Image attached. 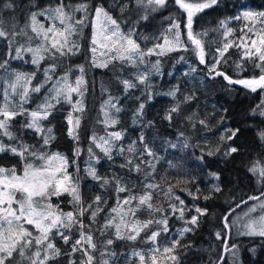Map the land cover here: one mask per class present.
I'll return each mask as SVG.
<instances>
[{"label": "trees", "instance_id": "16d2710c", "mask_svg": "<svg viewBox=\"0 0 264 264\" xmlns=\"http://www.w3.org/2000/svg\"><path fill=\"white\" fill-rule=\"evenodd\" d=\"M5 2L6 0H0V4ZM14 2L18 5L15 10V20L18 28L23 29L30 16L29 8L36 11L48 6L54 7L57 0H14ZM65 2L72 6L85 3L89 7L85 16L83 34L79 36L82 38L76 43L80 53L87 52L91 47L90 19L94 6L101 2L110 9V14L118 20L122 29L132 26L128 20L132 16L136 17L138 21L135 24L136 42L141 50L147 51L157 46V43L150 39L159 35L163 28L164 34L168 33L165 37L173 39L175 34L172 32L174 31L169 32L168 29L174 22L180 24V40L183 45L177 50L165 51L162 55L146 56L144 64L132 65L127 61H114L113 76L99 78L110 87L108 95L100 93L96 80L94 82L89 80L84 109L79 119L80 124L76 128V139L68 135L70 107L64 105L51 110L50 124L54 141L50 145V151L66 155L67 172L79 185L84 207L93 204L96 196L99 195L102 198L100 204L102 210L98 213L95 223L89 220L88 212H85L82 217L86 225L91 224V232L98 246L97 252L94 253L96 257L94 264H100L99 250L105 248L108 239H112L113 244L107 247L116 254L114 257H107L110 264H129L130 261L139 264L138 259L133 257L132 253L148 254L149 249L154 247L146 242V237L152 231L158 230L160 226L155 224L141 230L135 241L126 238L132 223L145 222L153 217L160 218L156 213L150 214L146 206H137L138 198L145 192L147 183L160 186L153 194V203L163 206L169 216V231L158 237L159 247L162 248L174 238L180 240L183 245H191L188 248H177L180 264H219L218 257L220 256L224 257L223 264H264V238H236L232 228L224 227L225 217L228 218L229 223L234 213L256 201L249 200L250 196L264 198V181L258 182V176L248 171L252 161L264 159V142L259 136V133L264 131V116H260L257 110V106L264 102V90L257 89L256 92H252L239 84L230 85L223 76L210 75L207 67L217 58V46H223L224 29L220 21H229L228 27L234 30L233 37L229 39L239 37L243 22L231 18L247 8L252 11H264V0H219L218 5L194 15L193 33L207 32V35L201 37L205 49V64H200L193 45L188 40L187 13L175 4V0H167L165 7L148 13L147 20L139 19L143 12L142 10L137 11L134 3L132 13L123 14L125 18L121 19L122 14L119 8L113 6V0H65ZM10 18L6 16L5 20ZM11 57L9 42L0 39V62L8 61L7 68L0 69V74L4 70L9 71L18 66V63L14 62ZM157 60L160 68L159 74L149 67L150 62ZM68 64L74 67L78 63L76 58H71ZM238 64L243 65L242 70L237 67ZM51 65L53 64H49ZM55 66V71L51 73L53 79L44 85L35 97L41 98L54 80L64 72L65 66L62 64V59ZM89 66L91 67V63L86 66L87 72L90 70ZM192 68H196V71L192 72ZM217 70L224 72L232 79H248L261 74L260 69L254 67L253 62L247 59L241 61V50L236 47L228 49L222 62L217 66ZM141 72H151L145 84H140L136 79ZM124 80H129L136 86L125 92L122 83ZM37 84L36 80L33 81L32 87ZM176 88L179 90L175 98L166 95ZM148 92L153 94L151 100L148 99ZM185 97H191V99L186 101ZM109 99L120 109L119 112H116L114 108L106 107V101ZM140 103H144L145 108L142 116L137 117ZM176 104H179L180 110L173 114V119L169 123L164 119L166 110ZM23 108L26 112L36 109L34 102ZM102 109L108 111L110 116L118 122L115 125L106 126ZM254 110H257L255 114ZM26 112L25 115L17 118L18 122L23 121L22 131L25 137L19 134L17 137H20L24 144H28L24 140L29 138L36 140V133L23 127L29 119ZM71 118L75 121L73 117ZM150 120L154 122L153 126L144 127ZM200 121L205 123L201 124ZM236 128L240 129V133L235 140L226 142L220 139L222 135L228 134L226 130ZM114 131L121 132L122 139L114 142L117 147L114 148L110 160L93 143V137L97 139L107 137L108 133ZM141 134L145 135L153 147L156 159L137 156L127 151L128 147L133 145L139 152L143 147L138 142ZM229 143L238 146L240 150L231 157H225L224 150ZM172 144L177 147H170ZM185 144L188 147L185 148ZM120 147L125 149L123 153L119 152ZM217 147L220 148L219 152L216 151ZM89 149L92 150L91 153ZM77 150H79L78 155ZM209 152H214L215 155H209ZM129 159L133 160L131 170L128 167H122ZM143 159L151 160L153 166L140 163ZM135 164L140 165V171L135 170ZM0 166L16 167L18 174H21L23 161L19 156L3 153L0 154ZM90 167L94 168L99 176L107 178L109 183L102 186L100 181L92 179L87 171ZM209 173H215L219 179L210 176ZM115 177L121 178L120 183L126 191L119 193L116 191ZM170 185L172 195L169 198L165 193ZM217 187L219 191L215 190ZM193 195L197 198L193 199ZM131 196L137 198L132 201L131 205L121 203L123 199ZM176 197L184 201L186 219L197 215L193 206L206 209V214L199 217V226L194 231L184 233L183 238L180 232L189 225L177 218L178 212L173 215L171 208L168 207L169 204L179 203ZM51 201L53 204L61 202V207L65 212L75 210L73 204L70 203L69 195L52 198ZM238 204L239 207H237ZM129 207L133 208L135 215L129 214L126 217L128 224L121 225V235L125 237L124 239L116 237L115 227L101 234L99 229L110 216L115 217V223L120 222V216L111 211L113 208L123 213L127 212ZM88 230L85 229V231ZM218 232L221 234L220 239L216 236ZM71 235L74 241L79 237V229L74 228ZM225 241L229 247L236 246L235 256L225 252ZM54 242L62 252L70 251L69 245H65L58 237ZM253 248L255 253L250 251ZM81 255L77 252L74 256L77 264H79ZM68 260L67 255H61L49 261V264H68ZM7 264H29V261L18 253H14L13 258L9 259ZM158 264H172V261L161 254L158 256Z\"/></svg>", "mask_w": 264, "mask_h": 264}, {"label": "snow or ice", "instance_id": "6c2138e0", "mask_svg": "<svg viewBox=\"0 0 264 264\" xmlns=\"http://www.w3.org/2000/svg\"><path fill=\"white\" fill-rule=\"evenodd\" d=\"M133 3L137 11L142 10L143 14L139 16V19L147 20L148 13L156 12L158 9L166 6L167 0H113V6L119 8L124 19L125 13L131 14L133 11ZM219 0H195V2H186V0H175V4L184 12L187 13V24L188 40L193 45L194 51L199 59L200 64H205V49L202 41V36L207 35L205 33L194 34L192 31L193 17L198 12H203L207 8L218 5ZM18 5L15 4L14 0H6L5 3L0 4V39L8 41L9 43L24 31L19 29L15 20V10ZM30 12L29 16V27L34 36L29 37L30 39L40 40V44L36 47L15 49V59H23L25 53H30L32 56V63L39 65V62L45 57L43 53H48L52 57L57 55L63 57L66 55H74L79 51V47L73 40V36L80 31L79 25H83L86 17H77L75 13H87L89 7L85 3L77 4L72 6L66 3L65 0H57L55 6H48L43 9L33 11L31 8L28 9ZM6 16L11 18L7 21ZM42 16L45 21L50 22V26L45 27L44 23L38 20V17ZM236 21H246L240 29L241 35L239 37H233L234 30L228 27L229 21H220L221 27L224 29L223 32V46H217L216 52L218 57L214 59L211 65H207L209 74L215 76H223V78L230 84H239L242 87L256 92L257 89L264 90V11H252L243 10L238 15L231 18ZM128 23L132 25L129 28L127 34L121 32L120 23L117 19L113 18L110 14V9L106 8L104 3H100L94 6V17L91 21L92 25V37L91 51L93 54L96 53L98 48H105L109 52L114 51L115 55L111 59H118L120 61H127L132 65L144 64L145 57L153 54L162 55L165 51L177 50L178 47H182L180 40V24L172 23L168 29L172 32L175 29V40H169L165 37L163 45H157L160 48V53H155L154 49H147L143 51L140 45L133 39L135 32V24L138 23L135 16H132L128 20ZM239 41V42H237ZM236 47L241 50V61L247 59L253 62L254 67L259 68L261 74L256 77L248 79H232L222 71L217 70V66L222 62L224 54L228 49ZM8 61L4 60L0 62V69H6ZM94 66L97 65L95 58L93 59ZM107 66V63L102 65ZM241 70L243 69L242 64L237 65ZM56 69L55 65H51L48 69H45L46 81L53 79L51 73ZM80 72L83 73L81 67ZM152 71L159 74V61L157 60L152 65ZM192 72L196 71V68L191 69ZM151 72H141L137 76V81L140 84H145L148 80ZM32 76L25 73L17 72L14 74V79L10 81L4 88L2 96H0V153L10 152L12 155L19 156L25 161L23 173L18 174L16 167L5 168L0 166V264H7V261L13 258L14 253H18L21 257L26 258L29 264H49V261L55 260L61 255H67L69 257L68 264H77L74 256L77 252L81 253L79 264H94L96 257L94 255L98 250V246L94 240V236L91 232V224L86 225L83 216L85 212L89 213V220L93 223L96 222L98 213L102 210L100 204L102 203L101 196H96L93 204H89L84 207L81 200L79 185L72 180V177L67 173L68 161L60 156L59 154H53L51 156H45L39 152L33 151L32 148L18 139L17 136L13 135L11 129V122L16 119L19 115H25L26 110L23 108V104L27 103L29 96V87ZM84 83L83 77H77L75 85L69 82L68 73L64 76L55 80L51 89L50 98L46 99L44 104L39 106L37 110L28 112L27 115L30 117L28 121L23 125L25 129H31L35 133L39 134L43 145L47 146L54 139L52 135V129L43 126L41 123L43 120H47L51 115L50 109L54 107L52 100L57 103L60 98L63 97L68 103L72 104L73 109L76 111H82L81 101H73L72 94L83 95L81 91V85ZM125 92L136 86L135 83L124 80L122 81ZM41 86L35 87L32 91L40 92ZM18 89L22 91L18 92ZM178 88L166 93L173 98L176 97ZM15 95L21 96L19 106L16 104L14 97ZM153 94L148 92V99L151 100ZM191 97H185V100H190ZM110 106L114 108L116 112L120 109L116 104L112 103L109 99L106 101V107ZM145 108L144 103H140L137 117L142 116ZM180 110L179 104L172 106L166 110L164 119L171 123L173 114L178 113ZM258 114L264 116V102L257 106ZM257 110H254V114ZM105 115L106 126L115 125L118 121L110 116L109 112L102 109ZM69 128L68 135L73 139H76V128L79 127L80 120L77 118L75 121L69 114ZM153 121H148L144 127L151 128ZM204 124V121H200ZM228 134L222 135L220 139L222 141H233L235 140L240 129H228ZM260 139L264 142V131L259 133ZM3 137H7L12 143H4ZM122 139L121 132H110L107 137H100L97 139L93 137V143L96 147L101 149L108 159H112V152L117 145L115 141ZM139 144L143 147L137 152V149L130 145L127 149L130 153H135L137 156L151 157L153 160L157 158L156 152L153 147L149 144L144 134L139 137ZM134 144L136 142H133ZM170 147L175 148L177 145L172 144ZM184 147H188L187 144ZM239 147L229 143L224 150L225 157H231L234 153L239 151ZM91 153V149H89ZM124 148L120 147L119 152L123 153ZM217 152L220 148L217 147ZM79 150H77V155ZM209 155H215L214 152H209ZM34 156L38 159H46L47 165L41 168H36L33 164L27 162V156ZM140 163L148 164L152 167L151 160L143 159ZM122 167H128L130 170L133 168V160L129 159L126 165ZM135 170L140 171V165L135 164ZM88 174L92 179L100 181L102 186L107 185L109 180L105 177H101L97 174L94 168H89ZM248 171L253 175L258 176V182L264 181V159H256L251 162ZM210 176L219 179L215 173H209ZM116 191L124 192L126 188L121 185L120 177H115ZM158 184L147 183L145 185V192L138 198L137 206H146L149 213H156L160 218H151L145 222L136 221L132 223L127 235L128 240L135 241L143 229L149 228V226L155 224L160 226L158 230L152 231L149 236L146 237V242L154 245L149 249L148 254L144 252H133L132 256L138 259L139 264H158V256L163 254L166 258L172 261V264H180L179 254L177 248H188L191 245H183L180 240L173 239L170 243H166L162 248L159 247L158 237L162 233H167L169 216L163 206L153 203V194ZM219 191V188H215ZM198 191V190H197ZM69 195L71 197L70 203L74 206V211L65 212L60 208L59 204H53L51 198L53 196L60 197L62 195ZM192 195V193H189ZM166 196L169 198L172 195V186L168 188ZM197 198L193 195V199ZM137 199L135 196H131L123 199L122 204L131 205L132 201ZM208 199V197H205ZM249 200L260 201L258 206L251 207L248 212L244 215L247 219H243V223L233 222L239 229L240 235L245 236H258L264 238V214L259 217L252 216V213L259 210L264 213V201L261 197L250 196ZM178 204H169L172 214L175 215L177 212L179 216L177 218L184 220L186 226L180 232L181 238L184 233L194 231L199 226V217L206 214V209L195 207L197 215H192L190 219L185 218V206L184 201L179 197H176ZM247 203V201H243ZM95 205V207H93ZM240 205L238 204L237 207ZM113 213H117L120 216V222L115 223V217H109L106 219L105 224L99 229L101 234H104L107 229L115 227L116 237L118 239H124L121 235V225H127L128 221L126 217L131 214L135 215L132 207H129L127 212L120 213L117 208L111 210ZM233 225L228 223V218L225 217L224 227L230 229ZM74 228L79 229V237L73 241L72 230ZM89 229L85 231V229ZM217 239L221 238V234H216ZM63 241L65 245H69L70 251H63L57 247L54 242L56 238ZM113 244L112 239L106 241L104 249L99 250L101 257L100 264H110L109 256H115L114 252H111L107 246ZM225 252L231 253L233 256L236 255L235 245L229 247L227 241L224 242ZM34 249V250H33ZM255 253V249H250ZM31 253L30 255L28 253ZM127 259V258H126ZM219 264H223L224 257H218ZM129 264H134V261H130Z\"/></svg>", "mask_w": 264, "mask_h": 264}, {"label": "rangeland", "instance_id": "374dc122", "mask_svg": "<svg viewBox=\"0 0 264 264\" xmlns=\"http://www.w3.org/2000/svg\"><path fill=\"white\" fill-rule=\"evenodd\" d=\"M186 2H195V1L186 0ZM77 4H80V3H77ZM77 4L73 5V7L76 6ZM244 10H251V9L247 8V9H244ZM87 13L80 12V13H75V15L77 17H85L87 15ZM93 17H94V12H93V15H92V17L90 19V28H91V36L89 37L90 43H91V37H92L91 21H92ZM38 20L41 23H44L45 27L50 26V22L45 21L42 16H39ZM242 22H243V24L247 23L246 21H242ZM28 25H29V19H28L27 23H25V26L23 28L24 31L20 32V34L17 35L9 43L11 54H12L11 58H12V60L14 62L18 63V66H15V67L11 68L9 71L4 70V72L0 74V96H2L3 90L7 86V84L14 79V74L15 73L20 72V73H25L27 75H31L32 76L31 83L28 85V87H29L28 100H27V103L23 104V106L31 104L32 102H34L35 107H36L35 110H37V108L39 106L44 104L46 99L50 98L51 89H52V85L53 84L48 88L46 93L41 98L35 97V95L38 92L32 91V89H34L35 87L41 86V85L44 86V85L49 83V81H46V78H45V69H48L50 67L49 64L56 65L58 63V61L61 60V59H62V64L65 66V68H64V72L62 73V75H60L58 78L64 76L65 73H68L69 82L72 83L73 85H75L76 78L80 77V76L83 77L84 83L81 85V91H82L83 95L81 96V95H78L76 93L72 94V100L73 101H77V100L81 101L83 109H84V105H85V103H84L85 93H86V89L88 87V81L89 80L90 81L93 80V82L96 80L97 81V85H98L97 89L100 91V93H104V94L108 95L110 87L107 84H104L102 81H100L99 78H107V77H112L113 76V68H112V66L114 65V61H120L118 59H111V57L115 55L114 51L109 52L105 48H98L96 53L93 54V52L91 51V48H92V44H91L90 49L87 52H85V53H80L78 51L74 55H66V56H63V57H61L59 55H57L56 57H52L48 53H43L42 55L45 58L42 59L39 62V65H34L31 62L32 61V56H31L30 53H25L23 59H15V58H13V57H15V49L17 47H21V48L36 47L41 42L38 39H30L29 38V37L34 36V34L31 32V29H30V27ZM84 27H85V22H84L83 25H79L78 26L80 31H78L73 36V40L76 43L79 41L80 38H82V37H79V36L80 35L82 36ZM130 27H132V26H127L125 29L121 28V32L124 33V34H127ZM173 31L174 32H172V33L175 34V30H173ZM165 34H168V33H165ZM165 34H164V28H163L159 35L155 36L154 38H151L150 40L155 41L157 43V45H163L165 48H167V46L164 44ZM173 34H171V35H173ZM136 35L137 34H136V28H135V32H134V35H133V39H135V40L137 38ZM167 39H168V37H167ZM169 40H175V37L173 39H169ZM150 49H154L155 53H160V51H161V49L156 47V46H154L153 48H150ZM153 55H157V54H153ZM217 57H218V55H217ZM71 58H76V61L78 63V64H76L77 66L72 67V66H70L68 64L69 60ZM94 58H95L96 64L97 65H101V66H94L93 65V59ZM89 63H91V67L89 66L90 70H88V72H87L86 71V69H87L86 66H88ZM105 63H107V66L106 67L102 66ZM154 63H155L154 61L150 62L149 67L152 68V65ZM81 67L83 68V73H81L80 70H79ZM35 80L37 81L38 84H37V86L32 87V82L35 81ZM55 80H54V82H55ZM20 91H22V89H18V92H20ZM14 100H15L16 104L19 106L20 101H21V96L20 95H15ZM51 102L54 105V107L51 108L50 111L53 110L54 108L63 107L65 105V106H69L70 107V111L69 112L71 113V115L73 114V116H71V117H73L74 120H76L77 118H79V119L81 118V112L83 110L82 111L74 110L72 104L68 103L63 97L60 98L58 103L55 100H52ZM108 108L111 109L110 106H108ZM28 112H31V111H27L26 113H28ZM75 114H76V117H74ZM19 116H21V115H19ZM19 116H17L16 119L11 122V129L10 130L12 131L13 135H15V136H17V134H19L22 137H25L23 135V131H22V123H23V121H19L18 122V120H17V118ZM51 119H52L51 115H49L47 120H43L41 122L43 124V126L45 127V129H47V128H51L52 129L51 124H50ZM52 135H53V132H52ZM18 139L21 141L20 137H18ZM24 141L26 143H28L26 145L30 146L33 151L39 152L41 154H44L45 156H51L53 154H59L60 156H62V157H64L66 159V155L64 153H60V152H57V151L56 152H51L50 151V145L54 141V139H52V141H51V143L49 145L44 146L40 135L36 133V140H34L32 138H29L28 140H24ZM3 142L6 143V144L7 143H12L11 141H9L7 139V137H3ZM4 153H10V152H4ZM0 154H3V153H0ZM26 159H27L28 163L33 164V166L36 167V168H41V167H44V166L47 165V160L46 159H38V158H36L34 156H31V155L27 156ZM22 161H23V168H24L25 161L24 160H22ZM22 173H23V170H22ZM65 195H67V194H65ZM52 198H57V197L53 196ZM261 200L264 201V198H262ZM259 203H260V201L251 202L247 206L242 208L240 211L234 213L231 216L229 224L233 225L231 228H232V230L234 232V236L236 238H243V237L254 238V236L240 235L239 234L240 229L233 222L243 223V219H247V217H245L244 214L246 212H248V210L251 207L258 206ZM59 206L62 209V207H61L62 203L61 202L59 203ZM70 211H72V210H70ZM261 214H264V213H262L259 210V208H258L257 212L252 213L251 215L255 216V217H259ZM241 218H243V219H241ZM255 237H258V236H255Z\"/></svg>", "mask_w": 264, "mask_h": 264}, {"label": "water", "instance_id": "95a60500", "mask_svg": "<svg viewBox=\"0 0 264 264\" xmlns=\"http://www.w3.org/2000/svg\"><path fill=\"white\" fill-rule=\"evenodd\" d=\"M198 60H199V59H198ZM228 235H229V234L227 233V237H228ZM223 255H224V252H223Z\"/></svg>", "mask_w": 264, "mask_h": 264}]
</instances>
